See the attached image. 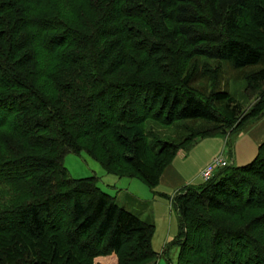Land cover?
<instances>
[{"label": "trees", "instance_id": "16d2710c", "mask_svg": "<svg viewBox=\"0 0 264 264\" xmlns=\"http://www.w3.org/2000/svg\"><path fill=\"white\" fill-rule=\"evenodd\" d=\"M263 116L264 0H0V264L154 262V225L65 156L155 189L180 151ZM170 205L176 264H264V142Z\"/></svg>", "mask_w": 264, "mask_h": 264}, {"label": "rangeland", "instance_id": "374dc122", "mask_svg": "<svg viewBox=\"0 0 264 264\" xmlns=\"http://www.w3.org/2000/svg\"><path fill=\"white\" fill-rule=\"evenodd\" d=\"M213 67H218L223 77L220 81V88L232 93L237 101H241L243 98L242 92L244 82L239 78V74L228 68L225 64L219 65L215 63ZM173 127L174 126L167 130L165 128H157V132L161 134L163 138L169 137L173 140L177 139L178 136L180 137V135H184L181 129L175 130ZM233 136L234 135L231 137ZM224 141L227 144V153H225L223 158L231 163L228 157V152L232 148L230 140L227 137H223V135H214L197 140L194 145L185 151L188 154L187 158H182L183 153L180 151L175 156L174 164L186 166L189 172H191L194 168L192 160L197 153L196 150H200V147L204 145L214 148L217 143L220 144L221 148ZM193 146L197 147L191 151ZM183 159H185V161ZM253 159L254 158H252L250 162ZM242 162H235L233 165H245L244 162ZM250 162L245 163L247 164ZM63 164L70 178L82 179L92 176L97 178L98 187L104 193L114 197L118 206L136 215L141 220L148 221L154 225L152 248L158 255L155 260L156 264L177 263L178 248L173 245L172 242L177 237L179 222L175 208L170 205V198L172 197L173 191L168 190L166 192L165 189H161L160 187L149 189L137 179H120L113 175H109L98 163L90 159L85 153H80L79 155L68 154L65 156ZM192 183L193 184L190 183L189 186L197 187L202 185L203 181L200 178ZM163 248L166 252L164 255H162ZM115 260H117L116 256Z\"/></svg>", "mask_w": 264, "mask_h": 264}, {"label": "crops", "instance_id": "0c3cea01", "mask_svg": "<svg viewBox=\"0 0 264 264\" xmlns=\"http://www.w3.org/2000/svg\"><path fill=\"white\" fill-rule=\"evenodd\" d=\"M230 142L232 148L228 152V157L231 164H234L235 162H242V160L244 164H246L245 162H250V160L254 158L255 154H257L258 147L264 142V116L248 125L234 138H232ZM226 145L224 141L221 148L218 143L214 146V148L207 145L201 146L200 150H196L197 153L192 160L194 168L191 172H189L186 166L174 164L173 160L171 165L163 172L157 187L165 189L166 192L168 190L173 191V196L177 191L189 186L190 183L193 184V181L200 179V173L209 167L215 157L219 155L224 156L225 153H227ZM195 147L197 146H193L191 151H193ZM181 152L183 153L182 158H187V152ZM183 160L185 161V159ZM164 250L165 249L163 248V251ZM115 261L114 256L97 259L99 264H115ZM147 264H156V261Z\"/></svg>", "mask_w": 264, "mask_h": 264}, {"label": "built area", "instance_id": "2783aa9c", "mask_svg": "<svg viewBox=\"0 0 264 264\" xmlns=\"http://www.w3.org/2000/svg\"><path fill=\"white\" fill-rule=\"evenodd\" d=\"M230 163L227 162L222 155H219L217 157H215L213 159V161L211 162V164L209 165V167H207L206 169H204L201 173H200V178L203 181H208L212 178L214 172L219 169V168H224L229 166Z\"/></svg>", "mask_w": 264, "mask_h": 264}]
</instances>
